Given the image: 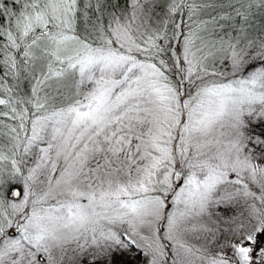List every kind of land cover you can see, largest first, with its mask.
Returning <instances> with one entry per match:
<instances>
[{
	"label": "snow or ice",
	"instance_id": "snow-or-ice-1",
	"mask_svg": "<svg viewBox=\"0 0 264 264\" xmlns=\"http://www.w3.org/2000/svg\"><path fill=\"white\" fill-rule=\"evenodd\" d=\"M0 264H264V0H0Z\"/></svg>",
	"mask_w": 264,
	"mask_h": 264
}]
</instances>
